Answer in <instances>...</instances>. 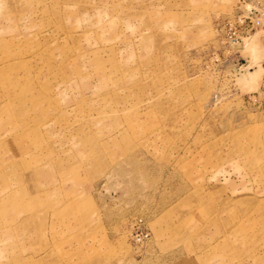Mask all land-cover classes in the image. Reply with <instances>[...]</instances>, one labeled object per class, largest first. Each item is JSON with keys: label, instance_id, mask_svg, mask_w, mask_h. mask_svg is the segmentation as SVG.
Returning <instances> with one entry per match:
<instances>
[{"label": "rangeland", "instance_id": "1", "mask_svg": "<svg viewBox=\"0 0 264 264\" xmlns=\"http://www.w3.org/2000/svg\"><path fill=\"white\" fill-rule=\"evenodd\" d=\"M253 6L0 0V264H264Z\"/></svg>", "mask_w": 264, "mask_h": 264}, {"label": "built area", "instance_id": "2", "mask_svg": "<svg viewBox=\"0 0 264 264\" xmlns=\"http://www.w3.org/2000/svg\"><path fill=\"white\" fill-rule=\"evenodd\" d=\"M238 29L234 30V42H240L242 38L253 28L259 27L264 32V13L257 7H251L246 12L237 16Z\"/></svg>", "mask_w": 264, "mask_h": 264}, {"label": "bare ground", "instance_id": "3", "mask_svg": "<svg viewBox=\"0 0 264 264\" xmlns=\"http://www.w3.org/2000/svg\"><path fill=\"white\" fill-rule=\"evenodd\" d=\"M254 48V47H253ZM248 74V76L250 75L249 73H247ZM253 74V73H252ZM252 74H251V76L250 77H248V81L249 82H253L254 81V76H255V74H254V76H252ZM256 77V76H255Z\"/></svg>", "mask_w": 264, "mask_h": 264}]
</instances>
